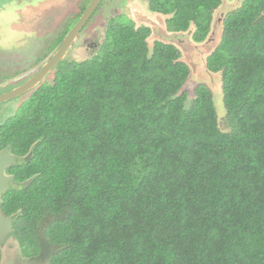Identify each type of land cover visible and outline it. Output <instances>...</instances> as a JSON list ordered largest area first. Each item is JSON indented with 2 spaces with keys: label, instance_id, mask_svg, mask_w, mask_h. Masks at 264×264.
I'll return each mask as SVG.
<instances>
[{
  "label": "trees",
  "instance_id": "trees-1",
  "mask_svg": "<svg viewBox=\"0 0 264 264\" xmlns=\"http://www.w3.org/2000/svg\"><path fill=\"white\" fill-rule=\"evenodd\" d=\"M222 0H148L169 31L206 39ZM110 21L96 53L61 61L0 124L17 159L1 196L21 255L44 264H264V0L224 21L212 94L149 28ZM30 154L27 162L25 157ZM31 179L25 189L21 183ZM1 252V251H0ZM1 260V253H0Z\"/></svg>",
  "mask_w": 264,
  "mask_h": 264
},
{
  "label": "rangeland",
  "instance_id": "rangeland-1",
  "mask_svg": "<svg viewBox=\"0 0 264 264\" xmlns=\"http://www.w3.org/2000/svg\"><path fill=\"white\" fill-rule=\"evenodd\" d=\"M13 1L16 0H0V94L8 92L12 86L26 79L42 65L48 51L50 54L53 53L64 33L78 20L80 13L91 0H35L28 4H25V1L22 3ZM242 1L222 0L221 5L212 14L210 25V27L213 25L210 29L212 34L205 41L202 52L197 51L200 56L190 52H179L180 60L190 71L183 92L191 99L197 85L204 84L209 88L222 132H230L232 125L230 127L231 123L226 117L222 103L220 75L206 71L204 62L219 40L222 20L230 11L239 7ZM147 6L148 0H102L64 59L81 62L92 57L104 40L109 22L119 23L122 20L120 16L130 20L135 30L143 27L144 24L132 13L138 11L153 17L154 13L149 12ZM156 38L157 36L150 35L145 39L148 50H151ZM90 44H97V47L90 48ZM51 79L52 76L48 75L45 80L48 82ZM31 92L0 103V124L17 112L18 107ZM14 184L12 180L11 185ZM0 251V264H44L40 260L22 256L17 242L11 235Z\"/></svg>",
  "mask_w": 264,
  "mask_h": 264
},
{
  "label": "water",
  "instance_id": "water-1",
  "mask_svg": "<svg viewBox=\"0 0 264 264\" xmlns=\"http://www.w3.org/2000/svg\"><path fill=\"white\" fill-rule=\"evenodd\" d=\"M102 0H91L87 7L82 12L81 16L77 20V22L73 25V27L69 30L67 35L62 40V43L57 48V50L52 54V56L41 66V68L32 75L29 79H27L20 86L6 92L0 94V103L9 101L11 99L17 98L33 89L36 88L41 82L44 81L45 78L53 71V69L58 65L59 62L63 61L69 49L72 47L73 42L77 39L78 34L87 24V22L92 17L93 13L96 11L97 7L101 3ZM132 14L136 16V18L144 24V26L151 29V36H157V42H161L163 44H168L174 46L179 52H190L197 56V51H201L205 41H207L211 36V31H209L206 39L202 42H195L193 40V33L195 28L193 25L184 32H175L169 31L167 28L166 21L169 15H162L160 13H154L153 17H149L141 12L137 13L134 11ZM226 17V16H225ZM164 18V20H163ZM225 19V18H224ZM222 20V27L223 21ZM136 21V20H135ZM211 25V24H210ZM160 26V27H159ZM158 27V30H157ZM213 25L210 27L212 29ZM158 32V33H155ZM222 34V29L220 32L219 40L217 41L214 49L206 56L204 67L206 65L207 58L212 54L215 48L218 46L220 42ZM178 45V46H177ZM202 52V51H201ZM180 60V59H179ZM181 61V60H180ZM182 62V61H181ZM184 63V62H183ZM185 64V63H184ZM186 65V64H185ZM187 66V65H186ZM188 67V66H187ZM207 67V66H206ZM206 71L210 72L205 68ZM219 74L220 73H212ZM204 85V84H203ZM209 89V88H208ZM30 158V154H28L24 161L27 162ZM17 164V159L14 155L10 154L8 150H3L0 152V205H1V196L10 189L11 182L13 177L10 175H5V169L11 166H15ZM32 180H26L21 183L22 189H25L27 186L31 184ZM12 234V222L9 218L5 217L0 211V248L4 245L6 239Z\"/></svg>",
  "mask_w": 264,
  "mask_h": 264
},
{
  "label": "flooded vegetation",
  "instance_id": "flooded-vegetation-1",
  "mask_svg": "<svg viewBox=\"0 0 264 264\" xmlns=\"http://www.w3.org/2000/svg\"><path fill=\"white\" fill-rule=\"evenodd\" d=\"M22 1H25L24 3L25 4H28V3H33L35 0H16V1H13L14 3L16 2V3H22ZM85 9V8H84ZM84 9L82 10V12L84 11ZM147 10L149 11V12H151V13H154V11H151L150 9H149V7L147 6ZM82 12L80 13V15H79V17L81 16V14H82ZM93 16V15H92ZM79 17H78V19H79ZM77 22V21H76ZM75 22V23H76ZM74 23V24H75ZM88 23V22H87ZM73 24V25H74ZM133 24V23H132ZM73 25H72V27H73ZM144 26V25H143ZM72 27H70L65 33H64V35L62 36V38H61V40H60V42L58 43V45H57V47H56V49L53 51V53L57 50V48L60 46V44L62 43V40L64 39V37L67 35V33L69 32V30L72 28ZM133 28H134V26H133ZM84 29V28H83ZM83 29L80 31V33L78 34V36H77V39H78V37H79V35L81 34V32L83 31ZM135 29V28H134ZM149 33H148V37L152 34V32H151V29L149 28ZM147 37V38H148ZM56 40H57V42H58V39L56 38ZM104 41V40H103ZM103 41H102V43H103ZM154 42H157V41H154ZM153 42V43H154ZM102 43H100V45L102 44ZM100 45L98 46L99 48H100ZM89 47L90 48H96L97 47V44L96 45H94V44H90L89 45ZM52 53V54H53ZM52 54H50L49 53V51H48V53L46 54L47 55V57H46V60L42 63V65L52 56ZM64 60H66V59H64ZM60 63V62H59ZM58 63V64H59ZM42 65H40L31 75H29L26 79H24L23 81H21V82H19L18 84H16V85H14V86H12L11 87V89L10 90H12V89H14V88H16V87H18V86H20L21 84H23L27 79H29L32 75H34L40 68H41V66ZM57 67V66H56ZM55 67V68H56ZM54 68V69H55ZM53 69V70H54ZM52 74H53V71L49 74V76L51 75L52 76ZM46 79V78H45ZM44 79V81L43 82H41L39 85H41L42 83H44V82H46V80ZM39 85H37L36 86V88L39 86ZM35 88V89H36ZM9 90V91H10ZM34 90V89H33ZM33 90H31V91H33ZM31 91H29V92H31ZM29 92H27V93H25V94H23V95H21V96H24V95H26V94H28ZM21 96H19V97H21ZM6 170L7 169H5V175H7V172H6Z\"/></svg>",
  "mask_w": 264,
  "mask_h": 264
}]
</instances>
